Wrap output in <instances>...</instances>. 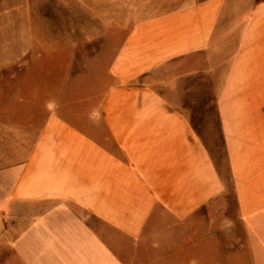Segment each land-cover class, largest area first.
Wrapping results in <instances>:
<instances>
[{
    "label": "crops",
    "instance_id": "1",
    "mask_svg": "<svg viewBox=\"0 0 264 264\" xmlns=\"http://www.w3.org/2000/svg\"><path fill=\"white\" fill-rule=\"evenodd\" d=\"M21 6L63 62L0 98V264H264V0Z\"/></svg>",
    "mask_w": 264,
    "mask_h": 264
},
{
    "label": "rangeland",
    "instance_id": "2",
    "mask_svg": "<svg viewBox=\"0 0 264 264\" xmlns=\"http://www.w3.org/2000/svg\"><path fill=\"white\" fill-rule=\"evenodd\" d=\"M23 1L25 0H0V98L15 96L17 91L29 93L38 83H49L48 79H39V77L45 76L43 73L33 80L32 76L37 73L30 72L31 68L47 67L52 61L63 62V56L38 57L32 55L33 48L41 49L48 43L47 36H19L21 29L24 28V10L21 6ZM28 1L35 4L34 10H29L30 16L33 12L35 18L40 17L36 7L39 3L52 8L49 10L54 15H64L63 0L61 2L59 0ZM40 12L41 17L48 15V13ZM54 37L58 39L57 45H63L64 36ZM74 43H79V40Z\"/></svg>",
    "mask_w": 264,
    "mask_h": 264
}]
</instances>
